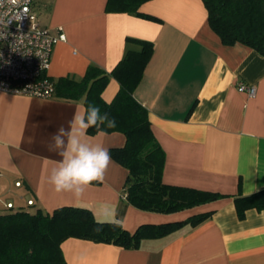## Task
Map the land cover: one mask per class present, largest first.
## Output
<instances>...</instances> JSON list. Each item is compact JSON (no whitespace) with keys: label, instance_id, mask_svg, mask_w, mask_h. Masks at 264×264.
Returning a JSON list of instances; mask_svg holds the SVG:
<instances>
[{"label":"crops","instance_id":"obj_1","mask_svg":"<svg viewBox=\"0 0 264 264\" xmlns=\"http://www.w3.org/2000/svg\"><path fill=\"white\" fill-rule=\"evenodd\" d=\"M105 3L32 0L40 25L61 26L66 35L52 49L47 76L80 78L91 64L110 71L128 49H138L128 38L152 42L134 97L148 110L164 150L162 181L226 196L175 213L143 211L126 201L128 170L112 158L104 180L81 196L56 192L48 175L61 156L51 149L52 137L61 127L69 129L82 100L0 91V211L7 201L46 212L79 206L129 232L144 223L212 211L198 225L145 239L138 248L70 237L61 250L66 264H264V210L247 209L238 218L234 204L236 196L264 189V55L241 43L223 44L208 24L202 0L140 5V12L158 20L107 12ZM240 84L253 85L255 94L240 91ZM118 89L111 77L103 99L110 102ZM86 135L107 149L125 143L120 132Z\"/></svg>","mask_w":264,"mask_h":264},{"label":"trees","instance_id":"obj_2","mask_svg":"<svg viewBox=\"0 0 264 264\" xmlns=\"http://www.w3.org/2000/svg\"><path fill=\"white\" fill-rule=\"evenodd\" d=\"M145 1L106 0L105 11L158 20L139 11ZM202 2L207 10L208 24L223 44L241 43L264 55V0ZM128 41L138 45V49H128L110 71L91 64L80 78L66 75L54 80L48 76L53 83L51 98L95 104L101 113L107 112L116 120L115 128L102 126V129L104 133L120 132L125 136L123 146L108 151L114 161L128 170L124 197L135 208L169 214L225 197L217 192L162 181L164 150L153 133L148 110L134 97L151 58L153 43L135 38H128ZM111 77L116 79L119 89L113 99L106 102L102 91ZM96 133V128L87 130L88 135ZM234 204L238 218H243L247 209L264 210V189L236 196ZM6 209L9 211H0V264H66L61 243L70 237L138 248L145 239L168 235L186 225L194 227L212 213L198 212L181 220L144 223L129 232L118 221H99L90 209L79 206L64 205L52 212L40 208L30 210L20 205Z\"/></svg>","mask_w":264,"mask_h":264},{"label":"built area","instance_id":"obj_3","mask_svg":"<svg viewBox=\"0 0 264 264\" xmlns=\"http://www.w3.org/2000/svg\"><path fill=\"white\" fill-rule=\"evenodd\" d=\"M25 9H27L25 11ZM20 17V18H19ZM66 40L61 26L45 28L32 9V0H3L0 7V91L38 98H51L53 83L46 72L53 47ZM240 91L255 94L253 85L240 84ZM19 187L21 181L14 182ZM27 205L33 200L28 199ZM12 208L11 201L4 204Z\"/></svg>","mask_w":264,"mask_h":264},{"label":"clouds","instance_id":"obj_4","mask_svg":"<svg viewBox=\"0 0 264 264\" xmlns=\"http://www.w3.org/2000/svg\"><path fill=\"white\" fill-rule=\"evenodd\" d=\"M9 2L16 4L17 0ZM0 7H3V0H0ZM102 126L115 128L116 120L107 112L101 113L99 106L82 102L69 129L61 127L53 135L51 149L58 152L61 160L51 169L48 182L56 192H70L79 197L93 182L104 180L111 156L107 148L91 142L86 135L89 128H96L103 134Z\"/></svg>","mask_w":264,"mask_h":264},{"label":"rangeland","instance_id":"obj_5","mask_svg":"<svg viewBox=\"0 0 264 264\" xmlns=\"http://www.w3.org/2000/svg\"><path fill=\"white\" fill-rule=\"evenodd\" d=\"M29 209H30V210H33V209H35V208H34V206H32V207H30ZM5 210H8V209H5ZM8 211H9V210H8Z\"/></svg>","mask_w":264,"mask_h":264}]
</instances>
